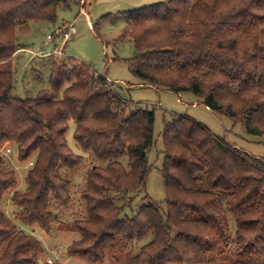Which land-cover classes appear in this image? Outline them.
I'll return each instance as SVG.
<instances>
[{"label":"trees","instance_id":"trees-1","mask_svg":"<svg viewBox=\"0 0 264 264\" xmlns=\"http://www.w3.org/2000/svg\"><path fill=\"white\" fill-rule=\"evenodd\" d=\"M70 3L78 0H0V146L9 143L19 162H32L24 192L16 189L15 172L0 166V199L11 193L14 219L52 234L71 205L69 175L83 163L65 139L73 122L88 169L77 193L81 214L65 225L79 236L68 257L100 264L125 252L123 264H211L225 255L231 264H264V160L173 117L161 132L165 207L145 197L128 218L123 209L151 170L153 109L132 107L88 65L60 55L50 65L48 89L32 98L13 95L16 34L32 22L54 23ZM123 15L121 39L133 46L127 63L136 80L190 93L214 114L241 122L248 135L264 136V0H167ZM149 234L152 241L137 254L127 251ZM43 253L0 210V264H37Z\"/></svg>","mask_w":264,"mask_h":264},{"label":"rangeland","instance_id":"rangeland-1","mask_svg":"<svg viewBox=\"0 0 264 264\" xmlns=\"http://www.w3.org/2000/svg\"><path fill=\"white\" fill-rule=\"evenodd\" d=\"M166 1L78 0V4L70 3L68 7L59 8L54 23H29L28 32L16 34L18 45L17 50L12 55V71L15 81L13 95L19 98H32L40 90L49 88L50 65L53 59H58L59 56L52 54V46L54 43L58 49L62 42L57 34L58 28L72 24L75 34L63 45L62 59L75 58L72 61L78 62L79 60L88 65L95 75L105 78V80L107 78L108 83L113 85L114 92L118 97L130 103L132 107L153 109V144L146 155L151 170L141 192L131 200L129 206L123 209L122 215L128 218L146 204L145 197L159 203L162 208L165 207L164 181L160 172L163 161L161 132L164 122L173 117L185 116L206 128L227 145L252 157L264 160V136L248 135L241 122H233L229 118L214 114L190 93L174 94L167 91H157L154 88L144 86L132 76L127 60L133 56L134 50L131 43L121 39L125 22V16L122 12ZM81 9L86 13L85 15L80 13ZM88 19L93 26L98 25L99 37L89 29ZM47 35L53 36L54 40H47ZM74 129V123L69 122L65 134L66 143L74 155L83 158V163L69 175L71 180L69 193L72 196V202L67 209L62 210L58 223L52 226V234H46L39 228H26L17 222L14 219V213L18 209L10 202L11 193H6L0 199V210L5 216L18 228L32 234L41 243L44 253L39 256L38 261L42 264L45 262L88 264L84 260L68 257L66 254L67 247L79 239L76 233L67 232L65 225L81 214L82 205L77 198V193L84 188V176L88 169L87 155L76 146L73 139ZM2 161L1 168L15 172L17 191L24 192L27 187L25 176L31 167L29 166L30 161L19 162L16 149L13 146L11 147V154L4 157ZM119 162L123 167H126L127 157H121ZM95 164L102 168L106 165L105 162L97 161ZM117 204L120 203L117 202ZM152 239V234H149L143 240L129 244L127 251L131 254H137ZM124 258L125 252L108 257L100 264H123ZM233 261L234 259H228L223 255L218 256L211 264H231Z\"/></svg>","mask_w":264,"mask_h":264},{"label":"built area","instance_id":"built-area-1","mask_svg":"<svg viewBox=\"0 0 264 264\" xmlns=\"http://www.w3.org/2000/svg\"><path fill=\"white\" fill-rule=\"evenodd\" d=\"M72 33H73V26L72 24L68 25L65 28L62 29H58L57 34L60 36L61 38V45L59 46V48L53 53L54 55H63V45L66 44L72 37ZM47 40H50L52 38V36H47L46 37ZM41 56H46V55H41ZM9 154H11V148L9 143H5L2 146H0V159H4V157L8 156ZM32 165V162L29 163V166Z\"/></svg>","mask_w":264,"mask_h":264},{"label":"crops","instance_id":"crops-1","mask_svg":"<svg viewBox=\"0 0 264 264\" xmlns=\"http://www.w3.org/2000/svg\"><path fill=\"white\" fill-rule=\"evenodd\" d=\"M134 10V9H133ZM128 11H130L129 9L126 11V12H128ZM80 13H82L83 15H85L86 13L81 9L80 10ZM122 13H125V12H122ZM125 21V20H124ZM125 23V22H124ZM87 24H88V27H89V29H91L92 30V24H91V21L88 19L87 20ZM66 27V25L65 26H62V28H65ZM61 28V27H60ZM60 28H58V29H60ZM61 28V29H62ZM75 34V31H74V29H73V33H72V36ZM48 36V35H47ZM46 36V37H47ZM60 37V36H59ZM47 39V38H46ZM61 39V38H60ZM54 40V37L52 36V38L49 40V41H53ZM20 49V48H19ZM24 50H27V49H24ZM23 50V51H24ZM57 50V46L53 43V46H52V54L55 52ZM51 54V55H52ZM54 55V54H53ZM70 58H72V57H70ZM75 59V58H74ZM77 60V59H76ZM79 61V60H78ZM95 74V73H94ZM96 76H98V75H96ZM100 77V76H99ZM106 80H107V82H109V80L106 78Z\"/></svg>","mask_w":264,"mask_h":264},{"label":"water","instance_id":"water-1","mask_svg":"<svg viewBox=\"0 0 264 264\" xmlns=\"http://www.w3.org/2000/svg\"><path fill=\"white\" fill-rule=\"evenodd\" d=\"M37 264H42V262L38 261V263H37Z\"/></svg>","mask_w":264,"mask_h":264}]
</instances>
